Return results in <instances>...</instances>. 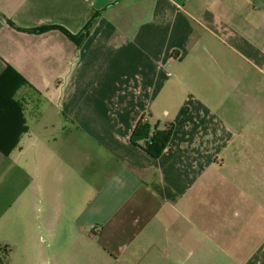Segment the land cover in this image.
<instances>
[{
  "label": "crops",
  "instance_id": "obj_1",
  "mask_svg": "<svg viewBox=\"0 0 264 264\" xmlns=\"http://www.w3.org/2000/svg\"><path fill=\"white\" fill-rule=\"evenodd\" d=\"M8 67L3 264H264V0H0Z\"/></svg>",
  "mask_w": 264,
  "mask_h": 264
},
{
  "label": "trees",
  "instance_id": "obj_2",
  "mask_svg": "<svg viewBox=\"0 0 264 264\" xmlns=\"http://www.w3.org/2000/svg\"><path fill=\"white\" fill-rule=\"evenodd\" d=\"M92 22V17L88 21L87 25L84 28L83 33H86L87 29L90 26V23ZM11 26L13 24L10 23ZM58 28L59 30L63 31L71 40L76 41L77 38L74 36H71L68 32L63 30L62 28L59 27H54ZM50 28H41V29H36L33 31V33H43L49 30ZM13 77L14 80L11 83V87H13V90H17L19 87H22L24 85H27V83L17 74L15 73L10 67L6 69L4 74L0 77V85L2 82H4L7 78ZM16 80V81H15ZM18 80V81H17ZM5 100V99H4ZM7 106H11L12 104L15 108H17V104L13 101H10L11 103L9 104L7 100H5ZM18 113L19 108H17ZM22 121V128L20 130H17L15 139L12 142V144L9 145H0V152L3 155H9L16 147L18 144V139L20 135L25 133L27 131V128L25 126V123ZM173 126L170 125L168 126L165 130H151L149 124L145 122L143 119L136 125L133 134L131 136V142L134 144L142 143V148L143 150L151 157L157 158L161 155L165 147L167 146L168 142L170 141L171 134H172ZM10 142V143H11ZM158 192L163 194L164 197H170L169 192L166 189L160 188L158 189ZM5 254L6 252H1L0 255V264L4 263L5 260Z\"/></svg>",
  "mask_w": 264,
  "mask_h": 264
},
{
  "label": "rangeland",
  "instance_id": "obj_3",
  "mask_svg": "<svg viewBox=\"0 0 264 264\" xmlns=\"http://www.w3.org/2000/svg\"><path fill=\"white\" fill-rule=\"evenodd\" d=\"M9 264H10V259L8 260Z\"/></svg>",
  "mask_w": 264,
  "mask_h": 264
}]
</instances>
